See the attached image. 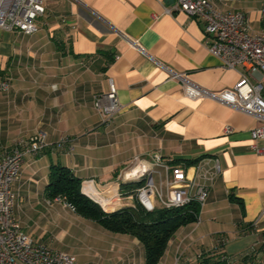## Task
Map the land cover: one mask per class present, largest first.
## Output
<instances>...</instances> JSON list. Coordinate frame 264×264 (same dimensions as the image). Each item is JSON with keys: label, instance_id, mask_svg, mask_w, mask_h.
I'll use <instances>...</instances> for the list:
<instances>
[{"label": "crops", "instance_id": "1", "mask_svg": "<svg viewBox=\"0 0 264 264\" xmlns=\"http://www.w3.org/2000/svg\"><path fill=\"white\" fill-rule=\"evenodd\" d=\"M263 2L215 5L246 12L258 32ZM176 3L44 0L36 32L0 30V79L10 80L9 89L0 90V143L11 150L38 131L51 143L27 156L13 184L16 215L24 231L45 245L69 244L72 250H57L78 264L77 249L91 243L106 248L95 264H145L146 251L136 236L113 232L79 214L65 197L51 196L52 164L80 177L84 194L86 188L96 198L115 196L113 209L103 207L112 212L137 204L124 195L139 185L123 188L122 170L136 157L150 161L156 153L176 164L206 156L221 163L200 222L181 226L158 264H199L205 252L232 264H264V153L251 147V130L260 121L213 98L186 97L171 70L212 90L234 86L242 74L254 76L245 65L225 67L209 51L201 19L176 10ZM111 79L123 106L105 121L96 95L109 91Z\"/></svg>", "mask_w": 264, "mask_h": 264}, {"label": "built area", "instance_id": "2", "mask_svg": "<svg viewBox=\"0 0 264 264\" xmlns=\"http://www.w3.org/2000/svg\"><path fill=\"white\" fill-rule=\"evenodd\" d=\"M174 8L201 19L209 36L208 49L225 67L248 66L254 79L242 74L234 86L212 90L191 80L186 72L171 70L172 78L182 83L186 97L213 98L255 115L260 124L251 130V147L264 153V2L260 8L262 28L258 32L252 31L246 12L220 10L215 0H177ZM45 11L44 0H0V30L34 33L38 29L37 20ZM9 86V78L0 79L1 91ZM96 106L105 113V121L122 109L112 79L109 91L96 95ZM231 130L228 126L227 132ZM50 144L43 131L18 140L11 150L0 143V264H78L69 253L51 248L26 233L15 212L17 196L13 184L19 180L27 156L38 155ZM220 172L219 159L208 156L192 165L172 163L160 153L154 154L150 161L136 157L123 170L121 179L124 183L141 184L129 189L124 198L139 201L149 211L196 203L198 211L194 214L196 222H200L202 209ZM84 192L104 207L92 192L86 188ZM105 199L111 205L115 196ZM223 258L228 260L226 256Z\"/></svg>", "mask_w": 264, "mask_h": 264}, {"label": "trees", "instance_id": "3", "mask_svg": "<svg viewBox=\"0 0 264 264\" xmlns=\"http://www.w3.org/2000/svg\"><path fill=\"white\" fill-rule=\"evenodd\" d=\"M140 184L127 183L122 186L125 188L127 185ZM81 186L82 179L69 167L58 163L52 164L48 184L50 195L65 197L79 214L97 220L113 232L128 233L139 238L146 251L145 264H158L175 232L181 226L196 221L194 214L198 211L196 203L180 208L157 207L149 211L137 201L135 207H123L107 212L99 203L86 196ZM101 198L103 197L98 196V199ZM199 264L232 263L222 255L205 252L201 255Z\"/></svg>", "mask_w": 264, "mask_h": 264}, {"label": "rangeland", "instance_id": "4", "mask_svg": "<svg viewBox=\"0 0 264 264\" xmlns=\"http://www.w3.org/2000/svg\"><path fill=\"white\" fill-rule=\"evenodd\" d=\"M114 206H116V205H114ZM113 208L114 207H112L111 209H113ZM104 230L107 233V235L117 234V233L110 232V231H108L106 229H104ZM117 235H122V234H117ZM47 238H49V236ZM49 239H48V241H49ZM67 242H68V240H67ZM67 245H69V244H65V243L62 242L56 248L57 249H62V250H68V251L72 250L71 247L70 246L68 247ZM91 245H92V247H90V249H87L88 247H84L85 245H82L81 248H78L77 249L78 250V251H76V253H77V259L79 260L80 263H82V264H95L97 262V260L99 259L100 255L101 254L103 255L104 252L106 251V248H102L98 244L91 243ZM102 261H103L102 263L104 264L105 263V259H103Z\"/></svg>", "mask_w": 264, "mask_h": 264}, {"label": "bare ground", "instance_id": "5", "mask_svg": "<svg viewBox=\"0 0 264 264\" xmlns=\"http://www.w3.org/2000/svg\"><path fill=\"white\" fill-rule=\"evenodd\" d=\"M103 204H104V207L106 208V209H108V210H110L112 207H115L113 204H109L108 202H107V200L106 199H99ZM112 206V207H111Z\"/></svg>", "mask_w": 264, "mask_h": 264}]
</instances>
